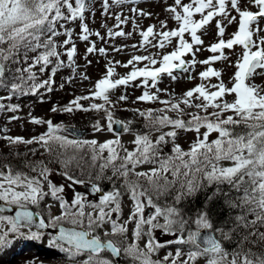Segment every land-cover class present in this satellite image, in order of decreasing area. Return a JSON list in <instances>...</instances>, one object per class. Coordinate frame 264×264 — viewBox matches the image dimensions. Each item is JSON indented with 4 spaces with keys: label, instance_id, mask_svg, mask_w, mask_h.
Here are the masks:
<instances>
[{
    "label": "snow or ice",
    "instance_id": "snow-or-ice-1",
    "mask_svg": "<svg viewBox=\"0 0 264 264\" xmlns=\"http://www.w3.org/2000/svg\"><path fill=\"white\" fill-rule=\"evenodd\" d=\"M124 2L125 0H115L117 4ZM107 3L108 0H105V6ZM241 3L242 0H192L191 3L174 0V5L169 6L167 11L173 14V19L178 23V27L174 30L156 32L153 25L143 31L141 35L145 44L151 43L149 37L159 36L158 44L153 45V47L161 49L166 46V42L171 44L172 39L177 38L178 46L175 50L163 55L159 61L152 54L134 56L127 65H124L125 67L140 61H148V64L139 68L134 66L129 74L119 79H110L115 69L111 66L108 67L105 77L95 84V91L90 96L77 97L63 109L65 112H71L75 106V108L84 111L103 110L107 116L108 130L111 131L113 123L124 124V122L114 121L112 111L106 107V105H112L109 96L110 90L120 85L127 86L138 77H143L142 86L145 90L137 99L141 101L159 100L157 95L151 93L150 88L157 85L162 74L177 79L176 76H173L174 69L188 71V62L182 59L186 53L193 55V60L190 63L195 65L193 45L203 44L201 36L198 35V30L204 29L215 17L219 16L222 17V20L217 23L218 35L223 37L225 32L223 20H227L229 24L237 23L238 30L231 39L225 41L221 38L218 43L211 45L209 50L212 53L219 52V55H212L209 59L201 61L203 64H211L218 60L227 59L223 51L225 48L233 49L234 46H242V54L239 55L235 64L237 70L230 78L232 86L228 87L223 80H220L218 84L206 85L202 82L195 88L188 90L180 100L161 101L166 107L155 110L161 113L159 116H153L154 110L152 109L141 112L140 114L146 116L153 127L172 126V131L161 134L155 142L151 140L148 134L138 135L135 139L137 148L134 151L125 150L126 154L120 157L118 148H122V145L118 138L102 144H98L96 140L69 139L67 136L57 134L62 125H53L51 120L44 121L39 118H33V122L36 124L47 123L48 133L45 135L29 140L10 136L4 138L11 144L40 142L49 146L51 142H56L65 150L68 147L79 150L88 146L94 153L93 161L102 158L99 154L107 150L109 155L102 165V169L111 166L115 173L125 178L132 199L135 201V211L129 217V221H136L134 235L137 240L140 238L145 224L150 225L151 228L160 227L166 231H171L176 224H179L182 230L187 221L181 217L180 211L175 206L161 209L153 205V198L149 195V190L143 188L139 179L136 181L128 180L129 173H133L138 178H145L158 195L167 191L168 186L176 183V179L168 180L167 176L164 175L165 173L171 172V175L177 179L182 175L184 180L181 182V190L176 197L177 202L187 195L195 194L204 186V182L208 185L227 184L238 192L242 191L241 206L247 207L248 213L253 214L254 219L249 221L246 216H238L236 219L244 228H250L252 231L247 236L242 237L237 243V247L231 252L225 249L221 240L214 235L204 236L206 246L200 247L198 240L201 236V229L213 230V223L208 212L201 211L194 221L196 230L190 231L187 239L181 236L177 241L178 243H191L196 247V250L187 254V259L183 261V264H189V261L195 262L197 258L202 256L208 258L207 264H264V251L254 252L251 248H244L245 242H250L255 246H264V232L258 230L259 226H264V86L251 82L254 76H264V36L259 35V33L264 32V28L260 27V22L264 21V0H247V4L243 8ZM250 6H254L257 10H250ZM86 10V0H0V86H5L6 72L11 71L9 65L19 63L18 57L21 52L24 53V59L27 61V53L37 52V50L41 51L32 58L27 69H16L20 73L21 83H12L11 89L14 92L17 90L23 92L22 85H26L30 92L35 93L42 87L50 86L54 82L51 77L48 80L36 82V73L33 68L40 65V71L43 72L48 69L49 65H53L51 76H55L57 70L64 67V62L61 59L63 53L59 51L61 45H58L54 39L61 35L57 31V25L63 27L69 21L77 19L83 21ZM232 11L238 14L239 19L237 16L231 15ZM143 14L141 12V15ZM196 14H200L199 20L194 19ZM117 19L119 20V17ZM120 23H126V21H120ZM165 26L166 22H161L162 29ZM82 33L80 39L87 41L91 35L87 24H82ZM186 33L190 35L191 43L185 39ZM63 35L66 36L63 46L70 62L69 66H71L77 51L72 42V31L65 28ZM96 35L99 36L100 34L96 33ZM109 35L123 36L125 33L123 31L112 33L109 30ZM254 36L257 38L254 39ZM69 44H72L71 48H67ZM96 50L94 43L87 49L89 53ZM99 51L103 53L105 50L101 48ZM53 61H55L54 64ZM173 61L178 63H173ZM158 62L161 64L160 67H151ZM257 70L261 71L258 72ZM24 72L28 73L27 81H32L31 84L24 80ZM199 75L203 81L211 77L219 78L222 73L209 67ZM149 81H151V85ZM48 90L51 91V88L48 87ZM228 95L234 96V99L227 100L225 97ZM93 98H102L103 103L93 102L88 108H84L79 103L80 100ZM193 98L199 102H194ZM126 99V95L119 97L121 101ZM181 103L197 110L188 113L190 119L187 121L182 118L186 113L181 108ZM11 107L15 110L18 106ZM210 108L212 109L211 112H209ZM53 111H57V109L53 108ZM168 111L176 112L177 118L173 119L167 115ZM95 127L97 131L101 130L99 122ZM124 128L127 130L126 124H124ZM201 128L206 129L202 134ZM177 129L195 131L197 139L191 144L188 151H184L179 144L174 143L173 155L160 157L157 160L159 146L167 143L168 138H172L174 142ZM214 132L218 134L217 138L209 141V136ZM49 150H51L50 147ZM72 159L73 157H70L64 162L65 167L72 162ZM117 160H120L118 166L115 164ZM224 161H230L231 164L223 166L222 162ZM149 162H158L159 167L153 168L149 172H135L137 165ZM49 171L46 167L41 169L44 180L47 179ZM68 178L72 179L71 176ZM161 178L165 181L164 185L159 184ZM76 183H83V181L76 180ZM19 186H22L23 190H17ZM50 187L53 197L62 191L61 187L55 185ZM95 190L100 191L98 187ZM216 191L219 192V187ZM45 195L47 193L42 190L39 178H29L20 172L13 174L10 168L7 173L0 171V200L19 207L15 215H0V250L10 245L9 237L13 239H42L44 233L33 230V226L40 230L49 227L56 228L65 218L70 219L73 225L83 223L81 218L85 216V212L83 211V198L79 194L74 201V204L80 208L78 212L70 211L68 203L62 201L61 207L65 209L62 215L54 217L50 224L46 223L43 217H40L37 223V214L29 210V206L39 205ZM120 195L118 190L103 195L100 205L96 206L99 207L98 216L93 219L92 214H88L86 230L77 231L75 228L69 229L60 226L59 234L51 236L49 239V246L73 257L86 254L87 258L81 264H113L112 259L105 254L107 252L111 256H119L122 251L121 247L113 240L105 241L101 236L94 235L93 232L106 218L111 222L112 235L127 232L124 224H119L115 219H111V214L105 211V206L114 203L115 207L111 208V212H120ZM142 197H146L147 205L155 207V215L148 219L143 217L145 201L141 199ZM212 198L213 196H209L207 199L210 201ZM232 206L236 207L235 204ZM161 215L164 216L165 223H155L154 221ZM24 229H27L28 232L25 233ZM215 231L223 233V229H215ZM105 235L109 234L106 233ZM252 236H255L256 240H250L249 238ZM223 238L230 240L232 236L230 233H223ZM61 241H66L68 246H64L60 243ZM161 246L149 239L146 245L147 252L142 251L135 243L129 244L123 249V252L134 260H140L141 264H161L160 261H153L149 258V254ZM181 255L179 250L175 256L169 253L168 256L164 257V261H168L171 257V264H177ZM229 256H231L230 260Z\"/></svg>",
    "mask_w": 264,
    "mask_h": 264
},
{
    "label": "rangeland",
    "instance_id": "rangeland-1",
    "mask_svg": "<svg viewBox=\"0 0 264 264\" xmlns=\"http://www.w3.org/2000/svg\"><path fill=\"white\" fill-rule=\"evenodd\" d=\"M87 10L84 14L83 21L77 19L75 21H69L67 24H64L62 27L60 25V33L57 37L58 44L61 45L59 51L63 53L61 59L64 62V66L67 67L68 75L73 76L72 80L68 79L66 87L63 89V92H55L50 94L49 97H42L41 94H28L22 102L17 103L16 111H11L5 106L0 107V156L8 157L13 155L16 152H28L33 155L36 153L39 155V159L45 156L47 151L44 148V145L40 142H34L32 144H11L4 137H22L25 140L33 139L34 137H39L48 133V125L36 124L33 122V118L43 119L44 121L51 120L53 125H62L59 135L67 136L69 139H75L67 131L64 130V126L67 124H74L82 128H88L87 134L83 137V140H96L98 144H102L108 140L119 139L122 145V148H118L119 156L123 157L127 151H134L137 148L135 144V139L138 134L130 132L129 130L123 129L120 133H116L112 130H108V120L106 113L96 110L84 111L82 109H77L73 106V111L65 112L63 109L69 106L70 102L74 101L77 97L90 96V94L95 91V84L102 78L105 77L108 67H114L115 72L110 78L112 80L119 79L121 77L129 74L134 66L144 67L148 64V61L134 62V65H124L128 64V61L131 60L134 56H148L150 54L155 55L159 60L162 59V56L168 54L175 50L178 46L177 38L172 39V43L168 44L161 49L158 47H153V45L158 44L160 37L155 38L149 37L151 43L145 44L141 33L146 31L149 26H155L154 31L159 32L174 30L178 27V23L173 19V14L167 11L169 6L174 5V0H125L124 3L117 4L115 0H108L107 6H105V0H88ZM192 0H183V3H191ZM247 4V0H242L241 7L243 8ZM250 10L256 11L257 9L254 6H250ZM141 12L144 14L141 15ZM232 16H237L238 14L235 11L231 12ZM119 17V20L117 19ZM200 14H196L194 19L199 20ZM222 17H215L204 29L198 30V35L201 36L203 40L202 45H193V50L195 52V65L193 66L190 62L193 60V55L191 53H186L182 59L188 62V71H181L179 69L173 70V76H176L177 79H172L167 74H162L159 78V81L155 87H151V93L157 95L159 100L152 101H141L137 98L141 96L144 92V87L142 86L143 77H138L135 81H131L127 86L120 85L115 89L109 91L110 100L112 105H106L109 107L113 113V120H119L124 122L126 125L133 123L142 116L141 112H146L148 109H152L153 116L161 115L160 112L155 111L157 109H164L166 106L161 103L164 100L177 101L182 99L184 94L198 86L200 83L207 84H218L220 80L231 87L230 78L233 77L235 71L236 61L239 55L242 54V46H234L233 49L225 48L224 55L227 59L218 60L212 62L211 64H203L201 61L209 59L212 55H219V52L212 53L209 49L212 44L218 43L221 38L225 41L231 39L233 34L238 30V24L233 22L229 24L227 20H223L225 26V32L223 37L218 35L217 23L221 21ZM120 21H126V23H120ZM161 22H166V26L162 29ZM82 24H87L89 32V39L84 41L80 39L82 33ZM260 27L264 28V21L260 22ZM65 28L72 31V42L76 46V54L73 57L71 66L70 62L66 55V49L63 46V41L66 39V36L63 35ZM109 30L112 33L123 31L125 35H109ZM96 33L100 35L97 36ZM260 36H264V32L259 33ZM256 39L257 37H253ZM185 39L190 43L191 37L188 33L185 34ZM57 43V40H56ZM95 44L96 51L89 53L87 51L88 47L92 44ZM72 44L67 45V48H71ZM103 48L105 51L101 53L99 49ZM173 63H178L173 61ZM161 64L158 62L155 65H152V68H158ZM212 67L218 71H221V77H211L208 80H201L200 73L206 71L207 68ZM258 72L261 70H257ZM252 83L257 85L264 86V76H254ZM151 85V81H149ZM215 90V89H210ZM121 95H126V100H119ZM198 95V94H197ZM3 97V94H0ZM227 100L231 101L234 99V96L228 95L225 97ZM4 98H2L3 100ZM5 100V99H4ZM194 102L195 101L193 98ZM103 103L102 98H93L90 100H80V104L84 108H88L91 103ZM5 103V102H3ZM7 102L5 103V105ZM3 105V104H2ZM53 108H56L57 111H53ZM191 110L195 108H190ZM138 110V111H137ZM192 110V111H194ZM212 109H209L211 112ZM167 115L173 119L177 118V113L173 111H168ZM99 122L100 131L96 130L95 125ZM172 126L159 127V130L150 131L143 134L150 135V138L153 142L157 138L166 132L172 131ZM206 129L201 128V134ZM177 136L173 142L172 138H168V144L173 148L174 143L179 144L184 151H188L191 144L197 139V133L195 131H184L183 129H177ZM142 135V134H141ZM217 133H212L209 136V141L217 138ZM161 144L160 146H162ZM88 147L85 146L83 150ZM98 147V145H97ZM92 151V150H91ZM173 152V150H172ZM42 154V157L40 158ZM92 154H94L92 152ZM102 158H98V163H105L106 158L109 153L105 150L103 153L99 154ZM33 162L35 169L26 175L29 178H39L41 180L42 190L47 193L44 198L40 201L39 205H30L38 209V211L45 217V219L51 223L52 219L56 216H60L64 213L65 209L61 207V202L66 201L70 206L69 210L72 212H78L80 210L79 206L74 204L77 194L83 198V211L85 216L82 217L83 223L78 226L87 225L88 214H92L93 219H95L99 214V207L101 197L106 195L108 192L118 190L120 192V212L113 213L111 208L115 207V204H109L105 206V211L109 212L111 216L119 224H124L127 228V232L123 234H115V236L120 238V241L124 244L126 248L129 244H137L139 248L147 252L146 247L149 239H152L154 243L162 245L157 248L155 251L149 254V258L153 261H160L161 264H171V257L168 261H164V257L168 256L169 253H172L175 256V253L179 250L182 255L177 261V264H183V261L187 259V254L191 251L196 250V247L191 243H186V247L179 245L177 241L183 236L187 239V236L190 231L196 230V225L192 223H186L181 230L180 225L176 224L173 226L171 231H166L163 228L156 227L151 228L150 225H143V230L140 238L137 240L134 232L136 221H129V217L135 211V201L132 199L129 188L126 184L121 185L120 188H112L108 192L98 191L95 197L90 195V191L84 192L80 186L83 184H91L90 180L83 181V183H76L77 179H69L63 172L58 170H53L49 168L43 162L38 163V158ZM120 160H117L115 164L118 166ZM223 166H229L230 161L222 162ZM49 169L47 174V179L44 180L41 175L42 168ZM110 167V166H109ZM103 168L104 170L108 169ZM131 167V165H129ZM102 165H97L96 171L101 174ZM153 168H158L154 162L142 163L136 166L135 172H149ZM0 171L7 173L9 168L7 163H4L0 159ZM13 172V171H12ZM112 172L108 173L109 174ZM15 174V172H13ZM168 180L176 179V187H181V182L184 180L183 176H180L178 179L174 178L171 175V172L165 173ZM123 179H125L123 177ZM139 179L140 184L143 188L148 190L151 189V185L143 177H136L133 173H129L128 180L136 181ZM94 181H98L97 179ZM159 182H164V179L161 178ZM51 185L61 187L62 191L57 193L56 197L51 195ZM17 190H23L22 186L17 187ZM178 190V189H177ZM176 190V191H177ZM179 194V193H177ZM142 200L145 201V207L143 210L144 219H148L150 216L155 215V213L148 212V209L151 205L146 204V197H142ZM155 204V203H153ZM157 207H159L157 205ZM160 208V207H159ZM167 208V207H166ZM165 209V208H162ZM149 213V214H148ZM5 215V214H0ZM139 219V217H137ZM195 221V220H194ZM155 223L164 224L165 218L163 215L157 217ZM60 223H70V219L65 218ZM73 225V224H72ZM111 222L109 219L97 227L95 230L97 233L104 232L111 233ZM25 233L28 232L27 229H24ZM177 233L176 237L167 238L163 237L164 234L168 233ZM219 236L223 238V233L218 231ZM151 233V235H149ZM51 236H54L52 232H46L43 235V238L40 240H31L25 238H15L11 241L10 245L3 250H0V264H60L64 259L66 264H81V262L87 258L86 254L81 256L73 257L68 253L59 252V249L49 246V239ZM10 239V238H9ZM173 243V244H172ZM40 246V247H39ZM59 252V253H58ZM129 264H141L140 260H132ZM207 257H199L195 262L189 261V264H207ZM231 256H229V260ZM113 264H114V260Z\"/></svg>",
    "mask_w": 264,
    "mask_h": 264
},
{
    "label": "trees",
    "instance_id": "trees-1",
    "mask_svg": "<svg viewBox=\"0 0 264 264\" xmlns=\"http://www.w3.org/2000/svg\"><path fill=\"white\" fill-rule=\"evenodd\" d=\"M57 31L60 32L59 24L57 25ZM56 38L57 37H55L54 39L57 40ZM39 51L41 50H37V52L27 53V61H25L24 59V53L21 52L20 56L18 57L19 63L9 65L11 71L6 72L5 86H0V93L7 91V94L9 96L6 106H10V108H12L11 106H14L13 104H15L17 100H21L28 94H41L42 97H49L48 94H50V92H63V89L67 85L68 79L71 80V78L73 77L71 75H68L67 67L65 66L59 68L55 76H51V68L53 67V65H49L48 69L43 72L40 71V65H36V67L33 68V71L36 73V82L39 83L41 81L48 80L51 77V79L54 81L50 86H48L51 88V91L48 90V87H42L35 93H32L28 90V87L26 85H22L23 92L19 90L14 92L11 89V84L21 83V80L19 79L20 73H18L16 69H27L28 65L32 62V58L36 56ZM54 63L55 61H53V64ZM27 77L28 73L24 72L25 81H27ZM27 82L28 84L32 83V81ZM181 108L185 110L186 114L182 118L186 121L190 119L188 113L196 112L194 109H192L194 110L192 111L183 103H181ZM15 110L11 109V111ZM157 127L159 126H151L146 116H141L139 120L128 124L127 130L141 135L152 130L155 131L157 130ZM49 147L51 148V150H49ZM44 148L47 151L45 152L44 157H42L41 154V160L39 159V155H37L36 153H33L32 155L28 152H16L8 157L0 156V159L4 161V163H7L8 168H10L13 172H20L26 175H30V173L36 168L33 162L36 160L35 158H38L37 165H39L40 162H43L53 170L61 171L64 174L67 173L66 176H71L74 180L77 179L83 181H93L97 179L100 187L105 191H109L112 188H120L121 185L125 183V179H123V177L118 173H115L114 168L111 166L106 170L101 168V170L103 171L101 172V174L97 172V165L100 166L103 165V163L99 164L97 160H92V156L94 154H92V151L89 147H86L84 150H77L73 149L72 147H68L65 150L64 148H61L58 143L51 142L49 146L44 145ZM172 150L173 148L168 144V142L164 143L162 146H159V156L157 157V160L160 157H168L173 155ZM70 157H73L72 162L69 163L67 167H65L64 162L67 161ZM154 164L159 167L158 162H154ZM109 172L112 173H110L108 176ZM164 183L165 181L159 182L160 185H164ZM173 185L168 186L167 191H163L159 195L151 187V189L149 190V195L152 196L157 204L164 206L163 208L175 206L180 211L181 217L185 221H188L192 224L199 212L207 211L213 223V228L223 229V233L231 234L232 238L230 240H225L224 238L222 239L223 246L229 252L237 247V243L241 240L242 237L247 236L248 233L252 231V229L250 228H244L236 219L238 216H246V219L249 221L254 219V215L248 213L247 207L241 206L240 198L243 195L242 191L238 192L235 189H232L227 184L208 185L206 182H204V186L201 187L200 190L195 194L187 195L179 200V202H177V193L180 192L181 187H176L177 181ZM217 187H219V192L216 191ZM209 196H213L212 200L210 201L207 199ZM233 204H235L236 207H233ZM191 213L193 214V216ZM258 230L259 232H264V226H259ZM249 239L256 240V237L252 236ZM244 248H251L254 252L264 251V246H255L250 242H245Z\"/></svg>",
    "mask_w": 264,
    "mask_h": 264
},
{
    "label": "water",
    "instance_id": "water-1",
    "mask_svg": "<svg viewBox=\"0 0 264 264\" xmlns=\"http://www.w3.org/2000/svg\"><path fill=\"white\" fill-rule=\"evenodd\" d=\"M0 102H1V98H0ZM123 128H124L123 124L114 123V130L116 132H121L123 130ZM65 129L68 130L73 136L78 137V138L82 137L84 134H86L88 132L87 128H82V127L76 126V125H67L65 127ZM82 187L85 190H90L94 194V192L92 190H93V188H97V184L96 183L87 184V185H83ZM0 210L3 212H8V213L15 215V212L19 210V207H12L11 205L0 201ZM29 210L33 211L31 208H29ZM35 213L37 214V223H38L39 218L43 217V216H42V214H40L38 212H35ZM46 223H47V221H46ZM60 226H63L65 228H69V229L75 228L77 231L86 230L84 227L69 226V225H64V224H60L56 228L49 227V228H46L43 230L37 229L35 226H33V229L38 230V231H42V232H49L50 231V232H54L55 235H58ZM206 235H214L217 239H219L215 229H213V230L201 229V236H200L198 242L202 246H206L204 243V239H203L204 236H206ZM105 241H107V240H105ZM63 242L67 243L66 241H63ZM118 264H121V263L118 262Z\"/></svg>",
    "mask_w": 264,
    "mask_h": 264
},
{
    "label": "flooded vegetation",
    "instance_id": "flooded-vegetation-1",
    "mask_svg": "<svg viewBox=\"0 0 264 264\" xmlns=\"http://www.w3.org/2000/svg\"><path fill=\"white\" fill-rule=\"evenodd\" d=\"M150 212H155V207L153 206H150V208L148 209ZM113 217V215H112ZM177 236V233H168V234H164L163 237H167V238H173V237H176ZM174 239V238H173ZM122 249L121 251V254H120V259L122 261V264H129L131 262V257L126 255L124 252H123V249H124V244H122V242L120 241V238L117 237V238H114L113 239ZM108 258H111L112 260L115 261V257L114 256H111L110 253H107L105 254ZM134 260V259H132ZM116 262V261H115Z\"/></svg>",
    "mask_w": 264,
    "mask_h": 264
},
{
    "label": "bare ground",
    "instance_id": "bare-ground-1",
    "mask_svg": "<svg viewBox=\"0 0 264 264\" xmlns=\"http://www.w3.org/2000/svg\"><path fill=\"white\" fill-rule=\"evenodd\" d=\"M51 156V155H50ZM54 159V158H53ZM174 186V185H173ZM172 195V194H171ZM181 200V199H180ZM177 201V200H176ZM201 207V206H200ZM197 208V207H196ZM192 214V213H191ZM186 216V215H185ZM192 216H193V214H192ZM236 220V219H235ZM233 222V221H232ZM241 227V226H240ZM243 229V228H242Z\"/></svg>",
    "mask_w": 264,
    "mask_h": 264
}]
</instances>
